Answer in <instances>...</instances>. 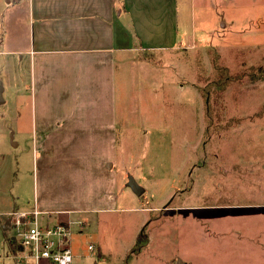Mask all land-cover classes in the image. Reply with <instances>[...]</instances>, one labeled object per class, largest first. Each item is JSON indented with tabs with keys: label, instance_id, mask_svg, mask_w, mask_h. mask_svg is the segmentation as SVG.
Segmentation results:
<instances>
[{
	"label": "rangeland",
	"instance_id": "1",
	"mask_svg": "<svg viewBox=\"0 0 264 264\" xmlns=\"http://www.w3.org/2000/svg\"><path fill=\"white\" fill-rule=\"evenodd\" d=\"M141 2L150 15L135 18L139 30L168 18L189 33L140 53L161 77L149 88L136 83L148 95L134 89L131 101L120 89L117 203L88 213L73 251L81 264H264V0ZM15 107L13 99L4 106ZM6 126L2 185L25 157ZM3 241L11 243L7 234Z\"/></svg>",
	"mask_w": 264,
	"mask_h": 264
},
{
	"label": "crops",
	"instance_id": "2",
	"mask_svg": "<svg viewBox=\"0 0 264 264\" xmlns=\"http://www.w3.org/2000/svg\"><path fill=\"white\" fill-rule=\"evenodd\" d=\"M141 1L0 0V123L25 156L0 184V264H14L3 241L13 210L36 209L41 223L69 222L72 238L87 230L88 213L114 209L126 123L119 91L129 89L131 101L146 95L136 83L155 86L161 77L140 53L166 50L189 33L168 18L139 30L135 18L150 15ZM11 99L16 107L4 108ZM25 187L32 197L23 198Z\"/></svg>",
	"mask_w": 264,
	"mask_h": 264
},
{
	"label": "built area",
	"instance_id": "3",
	"mask_svg": "<svg viewBox=\"0 0 264 264\" xmlns=\"http://www.w3.org/2000/svg\"><path fill=\"white\" fill-rule=\"evenodd\" d=\"M40 212L13 210L7 217L9 242L19 247L12 253L14 264H73L69 222L41 223ZM92 251L93 246L88 245Z\"/></svg>",
	"mask_w": 264,
	"mask_h": 264
},
{
	"label": "water",
	"instance_id": "4",
	"mask_svg": "<svg viewBox=\"0 0 264 264\" xmlns=\"http://www.w3.org/2000/svg\"><path fill=\"white\" fill-rule=\"evenodd\" d=\"M128 186L136 195H141L143 193L142 187L131 178L128 181ZM180 262L181 261L178 260L176 264H180Z\"/></svg>",
	"mask_w": 264,
	"mask_h": 264
},
{
	"label": "trees",
	"instance_id": "5",
	"mask_svg": "<svg viewBox=\"0 0 264 264\" xmlns=\"http://www.w3.org/2000/svg\"><path fill=\"white\" fill-rule=\"evenodd\" d=\"M9 249L12 253H15L16 250L19 249V247L15 246L13 243H8Z\"/></svg>",
	"mask_w": 264,
	"mask_h": 264
}]
</instances>
